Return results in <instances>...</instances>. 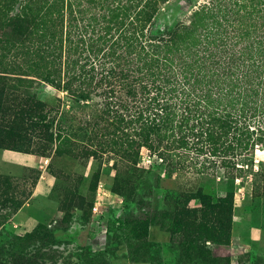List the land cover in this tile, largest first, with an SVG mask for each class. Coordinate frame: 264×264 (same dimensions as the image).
<instances>
[{"label": "rangeland", "instance_id": "374dc122", "mask_svg": "<svg viewBox=\"0 0 264 264\" xmlns=\"http://www.w3.org/2000/svg\"><path fill=\"white\" fill-rule=\"evenodd\" d=\"M112 1L62 0L56 20L60 0H0V216L24 201L0 222V264H264V138L223 149L115 77L70 79L69 61L88 69L90 49L133 33V3ZM205 1L161 3L152 25L187 22Z\"/></svg>", "mask_w": 264, "mask_h": 264}, {"label": "trees", "instance_id": "16d2710c", "mask_svg": "<svg viewBox=\"0 0 264 264\" xmlns=\"http://www.w3.org/2000/svg\"><path fill=\"white\" fill-rule=\"evenodd\" d=\"M23 1L13 0L12 8ZM167 1L131 0L133 33L122 38L121 43L104 39L90 49L95 56L88 69V59L83 63L69 61L65 66L72 74L70 79L81 77L85 70H97L96 74L105 79L117 78L122 89L143 90L147 105H161L159 112L166 113L167 118H196L204 124L203 132L213 136L221 148H253L254 134L260 135L259 140L264 138V0H206L191 11L187 22L154 28L152 20L159 4ZM112 2L118 4L121 0ZM53 6L58 20L62 0ZM116 9L126 15L129 7ZM115 12L111 10L113 18L117 16ZM12 19L20 23L15 25V35H25L27 29L23 31L21 23L30 20L28 14ZM49 55L52 66H56L55 50ZM9 66L13 70L21 67L14 59ZM43 80L55 82L52 73ZM2 122L4 114L0 112V133L5 131ZM251 125L255 127L252 130ZM235 134L239 137L235 138ZM23 202L21 199L13 204V213ZM219 211L229 217L231 207L221 206ZM13 213L0 216V222ZM213 259L217 264H229L225 256Z\"/></svg>", "mask_w": 264, "mask_h": 264}]
</instances>
